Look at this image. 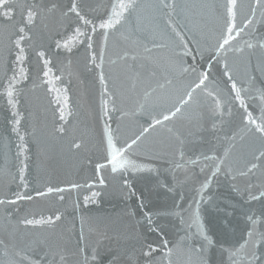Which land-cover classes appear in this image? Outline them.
<instances>
[{"label":"snow or ice","instance_id":"obj_1","mask_svg":"<svg viewBox=\"0 0 264 264\" xmlns=\"http://www.w3.org/2000/svg\"><path fill=\"white\" fill-rule=\"evenodd\" d=\"M0 128V264H264V0H0Z\"/></svg>","mask_w":264,"mask_h":264},{"label":"water","instance_id":"obj_2","mask_svg":"<svg viewBox=\"0 0 264 264\" xmlns=\"http://www.w3.org/2000/svg\"><path fill=\"white\" fill-rule=\"evenodd\" d=\"M2 131H3V129L0 128V132H2ZM59 175H60L61 179H64L63 172H60ZM89 175H91V170L86 169V170L81 171L79 174L75 175L74 178L83 181ZM65 195L69 199H74L76 194L75 193H66ZM53 199H55V198L53 197ZM160 199H162V198H157V197L153 196V200L156 202H159ZM90 207L93 208L94 212H99L101 214H114L116 212H119L120 209L122 207H124V202L121 199H119L118 197L113 196L111 198H105L99 209H96L95 206H90ZM37 210H39V207L37 208Z\"/></svg>","mask_w":264,"mask_h":264}]
</instances>
